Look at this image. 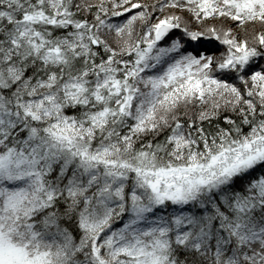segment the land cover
Instances as JSON below:
<instances>
[{"label":"snow or ice","instance_id":"6c2138e0","mask_svg":"<svg viewBox=\"0 0 264 264\" xmlns=\"http://www.w3.org/2000/svg\"><path fill=\"white\" fill-rule=\"evenodd\" d=\"M0 264H264V0H0Z\"/></svg>","mask_w":264,"mask_h":264}]
</instances>
